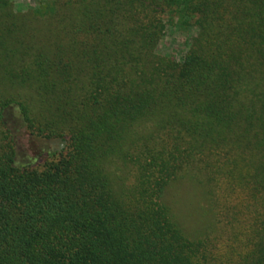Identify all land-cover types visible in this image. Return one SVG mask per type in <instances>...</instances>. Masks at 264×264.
I'll use <instances>...</instances> for the list:
<instances>
[{
    "label": "trees",
    "instance_id": "obj_1",
    "mask_svg": "<svg viewBox=\"0 0 264 264\" xmlns=\"http://www.w3.org/2000/svg\"><path fill=\"white\" fill-rule=\"evenodd\" d=\"M37 3L0 0L28 84L0 115L60 144L2 146L0 264H264V0ZM168 23L197 30L179 60L155 50ZM183 177L211 213L194 234L164 201Z\"/></svg>",
    "mask_w": 264,
    "mask_h": 264
},
{
    "label": "rangeland",
    "instance_id": "obj_2",
    "mask_svg": "<svg viewBox=\"0 0 264 264\" xmlns=\"http://www.w3.org/2000/svg\"><path fill=\"white\" fill-rule=\"evenodd\" d=\"M10 2L16 11H27L38 5V0H10ZM196 31L195 28H183L175 23H168L155 50L161 55L179 60L188 49ZM27 61L28 57L25 59V62ZM5 64H7L5 60L0 63V103L10 99H22L28 102V84L21 83L17 78L12 79L11 68ZM11 65L17 67V63L13 62ZM11 138L17 153L16 159L25 163L36 162L35 159L41 154L40 158H42L37 162H42L45 158L43 153L58 149L60 144L59 139H45L30 134L17 104H10L1 112L0 153L2 146ZM164 201L170 206L178 224L182 225L187 233L194 234L204 229L210 219L211 213L201 185L188 177L173 182L165 192Z\"/></svg>",
    "mask_w": 264,
    "mask_h": 264
}]
</instances>
